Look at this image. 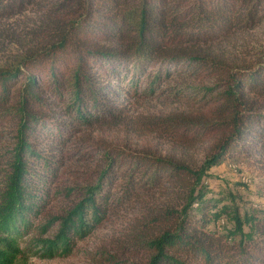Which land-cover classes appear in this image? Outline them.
<instances>
[{
    "label": "trees",
    "instance_id": "1",
    "mask_svg": "<svg viewBox=\"0 0 264 264\" xmlns=\"http://www.w3.org/2000/svg\"><path fill=\"white\" fill-rule=\"evenodd\" d=\"M262 22L264 0H0L15 48L0 65V264L67 256L123 208L88 264H264V207L208 180L226 159L264 172V45L244 38ZM161 95L184 108L134 112L131 98ZM94 126L169 149L80 134ZM72 139L97 159L82 177L65 165Z\"/></svg>",
    "mask_w": 264,
    "mask_h": 264
},
{
    "label": "rangeland",
    "instance_id": "2",
    "mask_svg": "<svg viewBox=\"0 0 264 264\" xmlns=\"http://www.w3.org/2000/svg\"><path fill=\"white\" fill-rule=\"evenodd\" d=\"M26 14H30V11H27ZM26 17L19 16L16 18L15 31L20 32L23 29L22 20ZM26 21V20H25ZM31 22V21H30ZM22 23V24H21ZM244 38L247 40V43L251 47H259L264 45V22L260 23L252 30L247 31L244 35ZM241 42L237 43V46H241ZM259 45V46H258ZM15 51V48L7 43L0 42V65L4 63L12 53ZM239 50L235 49V53H238ZM243 53H240L239 60L244 61ZM247 59V58H246ZM173 80H177L173 78ZM184 80V79H183ZM191 84H196L197 82L192 81ZM131 105L135 110V113H165L173 110H181L184 108L183 100H175L174 98H164L162 95L157 97H138L131 98ZM89 133L90 138L94 139L101 137L106 141H112L118 144H126L130 147L139 148L141 146H154L161 153H164L169 149V144L165 143L160 137L155 135L142 134L138 136L135 133L123 130L118 127H108V126H94L91 129H82L81 135ZM74 139V138H73ZM67 144L65 148V165L69 169L74 170V174L85 176L84 173L88 172V169H91L97 163V159L82 160L80 154L77 156L72 152V145L75 140ZM76 139V138H75ZM203 145H196L186 151V155L192 158L190 164L192 166H198L203 159ZM68 152V155H67ZM212 178H209V183L216 191L217 189H226L228 188L230 192L236 197V203L241 207L248 208H263L264 207V172L260 171L252 162H247L246 160H236L232 161L231 159H226L222 161L217 167L211 169ZM62 178L60 177L58 182ZM228 190V191H229ZM211 195V194H209ZM62 201V195L57 194L55 199L47 205V211H50V206H60ZM127 208H123L116 215H111L108 219L104 220L101 225L94 228V230L82 240H79L76 243L74 250L67 256L63 257H53V258H43L37 255H28L23 258L19 263L20 264H88V258L102 239L112 235L115 230L121 227L123 221L122 216L127 215ZM130 214V213H129ZM225 219L219 222L220 225H224ZM34 236V235H33ZM38 235H35V237ZM46 237V235H44ZM29 237H23L22 240L28 241ZM24 243L21 244L24 247Z\"/></svg>",
    "mask_w": 264,
    "mask_h": 264
}]
</instances>
